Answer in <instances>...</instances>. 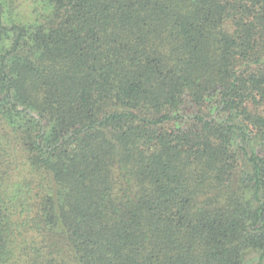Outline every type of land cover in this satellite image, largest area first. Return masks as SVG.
<instances>
[{
  "label": "trees",
  "instance_id": "16d2710c",
  "mask_svg": "<svg viewBox=\"0 0 264 264\" xmlns=\"http://www.w3.org/2000/svg\"><path fill=\"white\" fill-rule=\"evenodd\" d=\"M0 264H264V0H0Z\"/></svg>",
  "mask_w": 264,
  "mask_h": 264
}]
</instances>
